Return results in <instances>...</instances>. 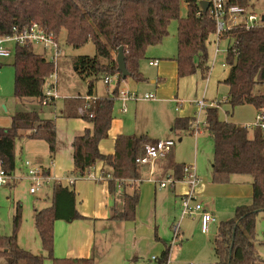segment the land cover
<instances>
[{
    "label": "trees",
    "instance_id": "obj_1",
    "mask_svg": "<svg viewBox=\"0 0 264 264\" xmlns=\"http://www.w3.org/2000/svg\"><path fill=\"white\" fill-rule=\"evenodd\" d=\"M187 6V15L181 16V3ZM201 0H0V35L12 34L13 28H23L38 23L47 32L65 43L79 48L93 42L96 54L79 55L75 58L78 73L88 81V94H93L95 83L106 76L115 77L112 93L98 97L89 113L78 114L80 100L70 101L63 114L68 117L82 116L92 124L75 136L73 147V170L76 177L88 176L98 162L103 176L109 175L108 190L111 195L122 186L123 206L112 207L110 218L122 221L136 219L139 189L127 192L126 185L135 186L140 177V164L136 158L143 154L147 143L153 142L147 134L124 135L115 138L114 152L104 154L99 145L109 135L113 121V104L119 86L124 79L118 70L116 56L123 46L129 76L137 81L145 80L139 70V60L149 46L158 44L168 34L172 20L178 21L177 54L175 56L178 77L199 72L204 79L209 75V45L215 36L216 23L209 8L204 11ZM247 0H229L230 4L246 7ZM229 39L226 49L228 73L223 83L229 90L225 103L232 109L238 105L251 104L258 113L264 114V22L251 28L237 27L222 34ZM14 95L19 99L34 98L42 105L45 90L56 67L45 53L34 50L32 43L16 44ZM128 77V76H127ZM55 99L48 105L53 104ZM42 107V106H41ZM218 106L207 107L205 129L214 139L215 152L213 177L216 182H228L232 174L251 177L252 200L237 205L233 218L221 221L214 240L216 264H264L256 248V221L264 212V128L223 120ZM191 117L178 116L173 129H189ZM250 129L253 135L250 136ZM26 131L30 139L48 144L50 159L57 150V130L53 118L42 117L39 109L17 110L9 127H0V167L6 172L16 170V140ZM172 150V149H171ZM169 151V153L171 152ZM169 153L166 155L168 156ZM171 157V155L169 156ZM176 177H183V163H171ZM46 175L49 169L43 168ZM125 180L133 181L129 184ZM16 184V183H15ZM14 185V184H11ZM52 203L35 209L34 220L41 244L46 254H36L21 247L16 233L0 236V257L8 264H43L45 259L67 264H95L88 258L63 259L54 256L55 222L73 221L84 216L76 206V191L62 181L52 185ZM21 206L15 215V227L19 225ZM170 246H166L159 264L169 259Z\"/></svg>",
    "mask_w": 264,
    "mask_h": 264
},
{
    "label": "rangeland",
    "instance_id": "obj_2",
    "mask_svg": "<svg viewBox=\"0 0 264 264\" xmlns=\"http://www.w3.org/2000/svg\"><path fill=\"white\" fill-rule=\"evenodd\" d=\"M247 1L246 7L249 10L264 16V0ZM180 13L182 17L187 15L184 1L181 3ZM177 27L178 21L172 20L168 34L158 44L149 46L145 56L139 60V70L145 80L137 81L132 76H128L120 84V87H127L141 96L152 93L155 98L153 100L130 98L125 101L121 95H118L113 104V118L122 121L124 134L147 132L148 135L156 138H162L165 134L173 137L175 160L179 163L193 164L199 178L197 185H206L203 197L198 189L196 190L195 202H200L203 206L208 205V211H213L216 221L210 223L208 232H203L199 216L181 214L180 201L176 193L183 183L178 179L175 190L171 189L170 184L167 187H160L159 181L155 183L149 180L148 170L145 169L142 172V199L136 219L121 220L117 223L109 221L104 226L98 223L96 237L99 251L95 264H158L159 259L155 260L152 257L159 258L165 245L170 246L169 264H216L214 240L220 222L234 217L237 203L240 202L241 205L251 202L252 188L249 175L232 174L228 182L214 181L215 143L204 126L207 108H199L194 102L196 98H203L208 107L214 101H217L216 104L219 106L223 103L218 110L219 117L223 120L247 125H252L256 121L257 115L253 105H238L232 109L224 102L228 86L221 81L228 72L225 61L228 40L213 37L209 45L211 70L206 78L203 79L199 72L178 77L176 63L173 60L174 55L177 54ZM60 44L61 55L57 61L56 71L50 79V83H54L51 88L56 95L54 106L42 104L41 107L34 98H17L14 95L15 50L12 49L7 57H0V127H9L12 116L17 110L36 108L39 109L42 117L54 119L58 127L60 145L64 141L69 143L75 129L78 130L82 125L83 132L91 128L87 127L89 122L85 118H67L61 115V110L68 98L69 101H84L79 97L88 95V81L78 73L74 61L79 55H95V45L90 41L79 48L69 46L65 43V32L62 33ZM8 45L13 48L15 46L14 43ZM33 48L38 53H45L42 45L33 44ZM154 57L160 58L159 66L150 64V59ZM115 85V79L108 84L109 88ZM106 86L103 79L95 83L97 91ZM261 90H264V87ZM185 115L199 116L201 122L199 130L192 132L191 128V130L171 131L175 118ZM113 126L114 124L111 128ZM22 134L16 140L15 172L24 176L25 158L30 159L36 166L49 163L51 160L48 144L45 141L28 138L26 131H22ZM249 135H253L252 129ZM108 146L109 143L105 147ZM170 174L175 177L173 172ZM68 176L76 178L71 173ZM154 176L156 178L158 175ZM168 176L169 174H166L159 179H166ZM124 182L129 184L131 181ZM15 183L0 186V236L16 233L21 247L41 254L43 247L41 248V240L35 227L34 213L35 209L51 205L53 178L50 175L44 177L42 187L35 193L29 190L31 186L29 179L22 177ZM238 190L240 196H236ZM18 205L21 206V217L16 228L15 215ZM60 222L67 223L64 220ZM175 226L178 228V234L174 231ZM256 232V248L264 259V212L257 217ZM5 262L6 259L0 257V264Z\"/></svg>",
    "mask_w": 264,
    "mask_h": 264
},
{
    "label": "built area",
    "instance_id": "obj_3",
    "mask_svg": "<svg viewBox=\"0 0 264 264\" xmlns=\"http://www.w3.org/2000/svg\"><path fill=\"white\" fill-rule=\"evenodd\" d=\"M229 0H209V11L211 17L215 20L216 23V32L215 36L217 39H221L222 34L226 31H229L233 28L244 27L251 28L252 26L263 24L262 16L255 14L253 11L249 10L247 7L230 4ZM13 33L5 36L0 35V57H7L11 54L13 47H10L9 43L16 44H39L42 45L47 58L52 61L57 68V61L61 55V44L60 41L55 38V35L52 32H47L42 26L38 23H33L29 26L23 28L14 27ZM160 62L159 59L150 60L151 65H158ZM115 77L106 76L104 78L105 84H110ZM52 86L54 83H50L45 90V98L42 100L43 105H48L50 101L56 99V95L53 93ZM121 98L124 100L135 98L143 100H152L155 98V95L152 93H146L141 96L137 92H132L127 87L122 88L120 91ZM84 99L83 105L80 106V113H89L90 116H93L92 112H88L89 108L96 102L97 97L94 95H87L82 97ZM195 104L199 108L208 107L205 99H196L194 100ZM218 106L219 104L213 103L209 107ZM199 116H195L190 123V129L192 132L199 130L200 125ZM205 126V123H204ZM250 127L260 126L264 128V114L258 113L256 121L249 125ZM175 145V140L173 138L158 139L154 142H149L144 147V152L142 155L136 158V162L140 165L148 164L151 166L149 180L154 181L155 183L159 181L160 187H167L169 184H175L178 180L177 177H173L172 174L166 179H156L154 178V165L155 162L159 159L165 158L169 151ZM23 168L25 169L24 176L17 175L16 172H6L2 167H0V186L15 184L22 177L30 180V192L35 193L42 187V181L44 177H47L42 168L34 165L31 160L25 159L23 161ZM183 177L182 180H185L188 189L182 194L181 197V214L182 216H199L201 222V229L203 232H208L209 225L212 222L216 221L215 215L204 208L200 202H195L196 200V187L199 182V178L196 174L195 167L193 164H184L182 167ZM89 177L94 179H107L109 177L103 176V174L96 175L94 172H90ZM77 177H68V182L72 185L76 181ZM129 181V180H128ZM133 182V181H131ZM178 228L174 227L176 234ZM153 259H158L156 256L152 257ZM165 264H169V259Z\"/></svg>",
    "mask_w": 264,
    "mask_h": 264
},
{
    "label": "crops",
    "instance_id": "obj_4",
    "mask_svg": "<svg viewBox=\"0 0 264 264\" xmlns=\"http://www.w3.org/2000/svg\"><path fill=\"white\" fill-rule=\"evenodd\" d=\"M227 40H228V42L230 41L229 39H227ZM175 56L176 55H174V57H173L174 61H175ZM154 59L160 60V58H156V57H154L153 59H150V60H154ZM160 62H161V60H160ZM160 62L156 66H159ZM175 63H176V61H175ZM176 73H177V70H176ZM114 87L109 88V86L107 84V86L105 88H102L98 91L94 87L93 94H89V95H94L97 98L107 96V95H110L112 93ZM122 88H124V87L119 86L118 95L120 94V91ZM261 89H262V87H261ZM228 90H229V87L227 89L226 97L228 94ZM226 97H225V99H226ZM79 98H82V97H79ZM68 99H70V98H68ZM68 99L66 100L65 105H64L63 109L61 110V115H63V116H65L63 114L64 110L70 104L69 103L70 101ZM216 102L217 101H214L213 103H216ZM82 103H83V101H81L79 103V106L76 107V111L78 112V114H81L79 108L82 105ZM52 105L53 106L55 105V101L53 102V104H51V106ZM255 111H256V115H257L258 112H257L256 108H255ZM65 117L69 118L68 116H65ZM78 117H82V116H78ZM181 117H191L193 120L195 116L194 115L193 116L185 115V116H181ZM176 118H175V120H176ZM175 120H174V122H175ZM225 120H227V119H225ZM112 124H114V126H113V128L110 129L107 139L102 140L100 142V145H99L100 151L104 154L113 153L114 148H115V138L120 134H124L122 132L125 129H124L122 121L120 119H115V117H114ZM173 125H174V123H173ZM173 125H171V131L174 132L175 130L173 129ZM87 127H92V124L89 122V126H87ZM82 129H84L83 125L78 130L75 129V133H74V135H73V137L69 143L64 141L60 145L59 135H58V127L56 126V130H57V150H56V153L54 154L53 159H50L51 161L49 163L48 162L46 164L41 163L40 166H38V167H40L42 169L43 168L49 169V171H50L49 175L52 176L53 182L54 181H62L65 185L73 186L75 188L76 206H77L78 211L84 216V218H82V219H76V220H73L70 222L64 220L65 222H67L64 224L62 222H60L63 220H57L55 222V227H54L55 228V242H54V252H53L54 256L56 258H60L61 260H63V259H76V258H88V257L93 256V258L95 259V263H96L97 262V256H98L97 254L99 251L98 247H97V237H96L97 236L96 235L97 225H98V223H101V225L104 226L106 223H109V221L110 222L114 221L116 223H117V221H121V220L111 219L110 216L112 213V207L113 206L117 209H120V210L123 206V198H122V192H121L122 186L118 187L117 193L115 195H111L109 193V190H108V182L105 179L97 180V179H94L92 177L86 176L83 178H77L76 181L72 185L69 184L67 176L72 172L73 163H74L73 162L72 140H74L76 135L83 133ZM175 132H177V131H175ZM140 134H147L148 135L147 132H140V133H136V134H124V135H140ZM148 136L151 139H154V141H156L158 139L173 138V137L169 136L168 134H165L162 138L151 137L150 135H148ZM66 138H67V136H66ZM108 139H110V140L107 142ZM179 140H181V138ZM37 141H40V140H37ZM107 143H109L110 146L105 147ZM48 154H49V149H48ZM170 155H171V157H169ZM49 157H50V154H49ZM25 159H27V158H25ZM171 163H175V164L179 163L175 160L173 148H172V150L168 156H166L165 158L159 159L155 162L154 175L155 174L158 175L156 177V179L159 180V178H162L163 176H165L166 174H170L171 172H173L175 177H176V173H175L174 168L172 167ZM183 164H185V163H183ZM102 167H103V163L98 162L96 164V166L93 168L92 172H94L96 175H99V174H101L100 170L102 169ZM145 169L148 170V173L150 176L151 166L148 164H144V165H140V177L139 178H142V172ZM62 178H64V179H62ZM66 178H67V181H66ZM178 179L181 181V183H183V186L181 187V189L179 191H177V193H176V195L180 201V206H181V197H182V194H184L187 191V189H186L187 183L185 180H182L181 178H178ZM64 181H66V182H64ZM176 183L171 184V189L175 190L177 188ZM141 184H142L141 181H139L135 186L126 185L127 192H132L133 188L139 189V201H138V205H137V210L139 208V204L141 203V199H142ZM197 187H196V190L198 189V192L203 197L206 185L200 184L199 186L197 185ZM251 188H252V185H251ZM240 194L241 193L239 191L236 193V196H240ZM251 200H252V194H251ZM239 204H240V202L237 203L236 206ZM42 207H44V206H42ZM204 208L209 210L208 205H206V204H204ZM210 212L213 213V211H210ZM136 215H137V212H136ZM166 246L167 245H165L164 248L162 249L161 255H162ZM41 248H42V246H41ZM41 252H42L41 254H46V252L43 248H42ZM5 264H8V262L6 261ZM43 264H67V263L60 262V261L56 262L52 258H47V259H45Z\"/></svg>",
    "mask_w": 264,
    "mask_h": 264
},
{
    "label": "water",
    "instance_id": "obj_5",
    "mask_svg": "<svg viewBox=\"0 0 264 264\" xmlns=\"http://www.w3.org/2000/svg\"><path fill=\"white\" fill-rule=\"evenodd\" d=\"M200 5L204 11H207L209 8L210 2L209 0H201ZM262 20L264 21V16L262 17ZM116 60L118 64V70L122 73L123 78H126L127 76H129V71L127 69L123 46L119 47Z\"/></svg>",
    "mask_w": 264,
    "mask_h": 264
}]
</instances>
